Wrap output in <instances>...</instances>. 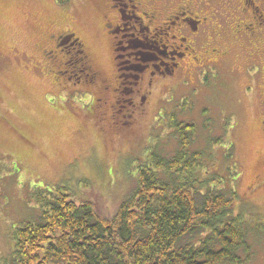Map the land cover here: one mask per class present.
<instances>
[{"label":"rangeland","instance_id":"1","mask_svg":"<svg viewBox=\"0 0 264 264\" xmlns=\"http://www.w3.org/2000/svg\"><path fill=\"white\" fill-rule=\"evenodd\" d=\"M114 13L106 0H0V262L17 224L38 215L37 186L73 187L77 199L111 216L136 187L140 163L176 154V121L195 124L192 149L207 152L206 169L226 184L236 176L235 214L245 218L250 252L224 264H264V56L248 73L260 62L251 45L222 34L214 47L228 54L150 61L165 63L138 76L114 59L129 32L108 35L105 15ZM67 29L90 52L94 86L54 74L50 35Z\"/></svg>","mask_w":264,"mask_h":264},{"label":"trees","instance_id":"2","mask_svg":"<svg viewBox=\"0 0 264 264\" xmlns=\"http://www.w3.org/2000/svg\"><path fill=\"white\" fill-rule=\"evenodd\" d=\"M174 124L176 154L140 163L136 187L111 216L73 187L37 186L38 215L17 224L0 264H224L249 256L236 176L226 184L206 169L207 152L192 149L195 124Z\"/></svg>","mask_w":264,"mask_h":264},{"label":"flooded vegetation","instance_id":"3","mask_svg":"<svg viewBox=\"0 0 264 264\" xmlns=\"http://www.w3.org/2000/svg\"><path fill=\"white\" fill-rule=\"evenodd\" d=\"M106 5L111 11L118 12L112 17L105 15L104 26L108 35L117 38L122 29L129 31L122 34V39L114 47L118 69L122 67L119 59L126 60V70L137 72L139 76L138 72H143L147 66L161 69L165 63L150 61H163L165 58L199 60L202 55L211 53L226 55L228 49L214 47L222 34L251 45L250 56L258 57L260 62L252 65L248 73L256 72V66H262L264 0H106ZM50 39L55 41V45L52 43L46 54L55 65L57 62L56 77L69 80L74 75L76 83L97 84L98 76L93 69L90 52L75 31H60L54 39L50 35ZM109 87L114 92L118 90L112 84ZM114 98L111 105L116 107L119 101L116 93ZM96 99L105 103L103 106H110L108 98L99 96ZM260 185L261 182L256 187Z\"/></svg>","mask_w":264,"mask_h":264}]
</instances>
